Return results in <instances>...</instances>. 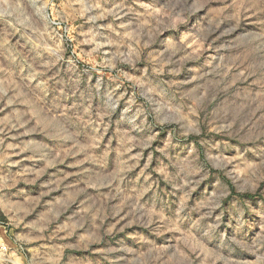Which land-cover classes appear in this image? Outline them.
<instances>
[{"label": "rangeland", "instance_id": "rangeland-1", "mask_svg": "<svg viewBox=\"0 0 264 264\" xmlns=\"http://www.w3.org/2000/svg\"><path fill=\"white\" fill-rule=\"evenodd\" d=\"M0 264H264V0H0Z\"/></svg>", "mask_w": 264, "mask_h": 264}]
</instances>
